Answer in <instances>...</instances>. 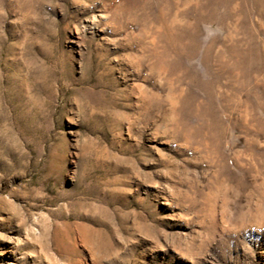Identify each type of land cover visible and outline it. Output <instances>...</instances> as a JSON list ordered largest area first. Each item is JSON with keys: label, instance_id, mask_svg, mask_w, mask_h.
<instances>
[{"label": "rangeland", "instance_id": "1", "mask_svg": "<svg viewBox=\"0 0 264 264\" xmlns=\"http://www.w3.org/2000/svg\"><path fill=\"white\" fill-rule=\"evenodd\" d=\"M0 264H264V0H0Z\"/></svg>", "mask_w": 264, "mask_h": 264}]
</instances>
